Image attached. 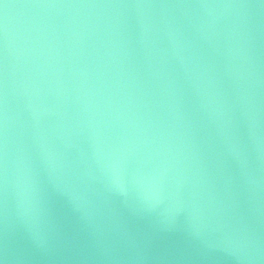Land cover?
I'll return each instance as SVG.
<instances>
[{"label":"water","instance_id":"95a60500","mask_svg":"<svg viewBox=\"0 0 264 264\" xmlns=\"http://www.w3.org/2000/svg\"><path fill=\"white\" fill-rule=\"evenodd\" d=\"M218 100L248 167L224 154ZM249 100L264 138V0H0V262L264 264V154L251 148ZM110 160L122 194L105 189ZM73 190L92 206L78 211ZM193 197L225 227L194 238ZM233 230L245 246L229 252L221 236Z\"/></svg>","mask_w":264,"mask_h":264},{"label":"clouds","instance_id":"9594fccd","mask_svg":"<svg viewBox=\"0 0 264 264\" xmlns=\"http://www.w3.org/2000/svg\"><path fill=\"white\" fill-rule=\"evenodd\" d=\"M135 7H150L149 5H135ZM214 113L217 119V131L221 137L223 143L224 154L231 157L234 161L239 163L242 167H248V153L241 146L238 137L232 132V117L227 106L222 101L216 102ZM246 119L249 127V139L251 142V148L257 153L264 154V138L259 133V119L254 103L249 100L247 111L245 112ZM3 180L4 189L7 194L8 189V117H7V97L5 93L4 98V115H3ZM41 162L46 168L50 170V174L53 180L59 179V173L61 165L57 162L56 157L44 147L41 143L40 146ZM102 172L104 174V185L106 191L113 194H122V185L125 181V174L119 163L110 160L102 165ZM245 182L248 185H253L256 180L252 176L251 171L245 173ZM33 194L35 193V187L31 188ZM69 201L73 203L76 209L80 210V204L78 201H82L88 206H92V201L89 198V194L85 191L76 192L68 191L64 193ZM31 202V201H30ZM157 202H162L159 200ZM23 204V202H22ZM189 210L190 216L195 220L197 227L193 230L192 235L194 238L200 239L205 234L211 236L212 234L220 231L225 227L223 223V216L219 211L213 212L205 205L200 203L195 197L189 201L186 205ZM221 240L229 241L233 247L226 248V251L232 252L237 248H243L245 242L239 237L237 231L224 233L221 236ZM33 242L37 247L43 248L46 245V238L40 234H33ZM238 259H252L251 255L247 257H237ZM2 264V262H0Z\"/></svg>","mask_w":264,"mask_h":264},{"label":"snow or ice","instance_id":"6c2138e0","mask_svg":"<svg viewBox=\"0 0 264 264\" xmlns=\"http://www.w3.org/2000/svg\"><path fill=\"white\" fill-rule=\"evenodd\" d=\"M5 7H7V5H5Z\"/></svg>","mask_w":264,"mask_h":264}]
</instances>
